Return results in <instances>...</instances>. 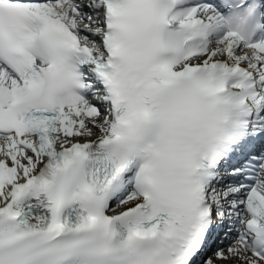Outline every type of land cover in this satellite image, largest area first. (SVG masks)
Returning <instances> with one entry per match:
<instances>
[{"label": "snow or ice", "instance_id": "6c2138e0", "mask_svg": "<svg viewBox=\"0 0 264 264\" xmlns=\"http://www.w3.org/2000/svg\"><path fill=\"white\" fill-rule=\"evenodd\" d=\"M0 264H264V0H0Z\"/></svg>", "mask_w": 264, "mask_h": 264}]
</instances>
